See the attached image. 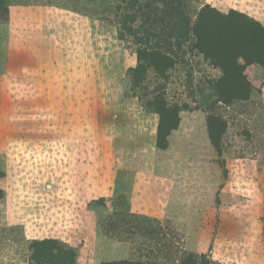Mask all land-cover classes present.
I'll use <instances>...</instances> for the list:
<instances>
[{"label":"rangeland","instance_id":"rangeland-1","mask_svg":"<svg viewBox=\"0 0 264 264\" xmlns=\"http://www.w3.org/2000/svg\"><path fill=\"white\" fill-rule=\"evenodd\" d=\"M3 1L0 264H264V0Z\"/></svg>","mask_w":264,"mask_h":264},{"label":"trees","instance_id":"trees-1","mask_svg":"<svg viewBox=\"0 0 264 264\" xmlns=\"http://www.w3.org/2000/svg\"><path fill=\"white\" fill-rule=\"evenodd\" d=\"M4 4H5L4 1L0 0V9H2V7L3 8L5 7ZM207 10L208 9L206 8V11ZM209 11H212V9H209ZM173 12L179 15V11H173ZM219 14L223 16L224 20L228 18L227 14H222V13ZM248 24L254 26L255 30L251 32L248 29H246L247 32H243L241 35L238 34L240 36L238 37L236 44L228 45L227 51L228 52L231 51V54L229 56L227 55L224 56L222 60H218L219 61L218 64L227 69L228 64L224 62V59L226 58L232 59L233 57L234 58L233 63L235 65L234 67L242 68V70L240 71L241 75L244 74V73L242 74L244 67H243V63L239 62V59H243L246 63L253 61L261 64L264 67V25L256 21L251 23L249 22ZM234 31L236 33V30ZM236 45L237 47L239 46L241 47V50H239L237 53L235 51ZM213 46H214V42H209L205 48V51H207L206 53L208 54V56L215 58V54L211 52V49L214 50ZM216 51H219V48H216ZM218 57H220L221 59L219 53H218ZM245 97L244 95L237 94L235 98L242 99ZM227 101H231V99ZM166 134L167 132L164 130L162 125L160 127V134H159V140L161 146H164L166 143V138H164ZM3 197H4V191L0 189V198ZM56 244H58V241L54 239L34 240L32 243V255H31L30 264H77L75 259V254L72 251H70V249L62 250L60 247L56 246ZM103 264H128V262L109 261V262H104Z\"/></svg>","mask_w":264,"mask_h":264}]
</instances>
